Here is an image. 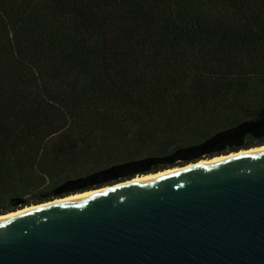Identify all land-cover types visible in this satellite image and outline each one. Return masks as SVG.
<instances>
[{"label": "trees", "instance_id": "1", "mask_svg": "<svg viewBox=\"0 0 264 264\" xmlns=\"http://www.w3.org/2000/svg\"><path fill=\"white\" fill-rule=\"evenodd\" d=\"M264 145V0H0V215Z\"/></svg>", "mask_w": 264, "mask_h": 264}, {"label": "water", "instance_id": "2", "mask_svg": "<svg viewBox=\"0 0 264 264\" xmlns=\"http://www.w3.org/2000/svg\"><path fill=\"white\" fill-rule=\"evenodd\" d=\"M0 264H264V150L1 219Z\"/></svg>", "mask_w": 264, "mask_h": 264}, {"label": "bare ground", "instance_id": "3", "mask_svg": "<svg viewBox=\"0 0 264 264\" xmlns=\"http://www.w3.org/2000/svg\"><path fill=\"white\" fill-rule=\"evenodd\" d=\"M263 150H264V145L257 146V147H252V148H249V149H246V150H240L238 152H233V153L231 152L229 154L218 155V156H215V157L210 158V159H203V160H200V161H198L196 163L188 164V165H186L184 167L178 166V167L169 168V169H166V170H163V171H159V172H156V173L140 175V176H137V177H135V178H133L131 180L124 181V182H121V183H117V184L112 185V186H106V187H103V188H100V189H96V190H91V191L88 190V191L80 192L78 194H73V195L67 196L65 198H58V199H55V200H52V201H48V202H44V203H40V204H36V205H32V206H27V207L21 208L19 210H16L14 212H9L7 214L0 215V220L1 219H7V218H10V217H14V216L21 215V214H27V213L39 211V210H42V209H45V208H49V207H52V206L60 205V204H63V203H67V202H70V201H74V200H77V199L88 197V196H91V195H94V194H98V193H101V192H105V191H108V190L116 189V188H119V187H123V186H126V185H130V184H134V183H138V182H142V181H146V180H150V179H155V178H158V177H161V176L177 173V172H180V171L196 168V167H199V166L207 165V164H210V163H214V162H217V161H220V160H224V159L231 158V157H234V156L242 155V154H245V153L260 152V151H263Z\"/></svg>", "mask_w": 264, "mask_h": 264}, {"label": "rangeland", "instance_id": "4", "mask_svg": "<svg viewBox=\"0 0 264 264\" xmlns=\"http://www.w3.org/2000/svg\"><path fill=\"white\" fill-rule=\"evenodd\" d=\"M242 150H246V149H242ZM233 153V152H232ZM204 159H210V158H204ZM203 160V159H202ZM191 164V163H190ZM176 167H178V166H176ZM145 175V174H144ZM138 176H140V175H138ZM137 177V176H136ZM91 191V190H90ZM78 194V193H77ZM73 195V194H72ZM58 199V198H57Z\"/></svg>", "mask_w": 264, "mask_h": 264}, {"label": "flooded vegetation", "instance_id": "5", "mask_svg": "<svg viewBox=\"0 0 264 264\" xmlns=\"http://www.w3.org/2000/svg\"><path fill=\"white\" fill-rule=\"evenodd\" d=\"M200 161V160H199ZM182 167V166H181ZM184 167V166H183ZM174 168V167H173Z\"/></svg>", "mask_w": 264, "mask_h": 264}]
</instances>
